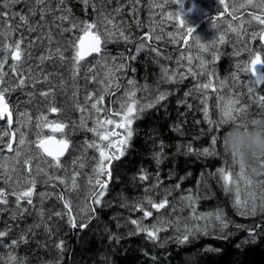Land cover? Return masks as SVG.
Returning <instances> with one entry per match:
<instances>
[{
    "label": "trees",
    "instance_id": "obj_1",
    "mask_svg": "<svg viewBox=\"0 0 264 264\" xmlns=\"http://www.w3.org/2000/svg\"><path fill=\"white\" fill-rule=\"evenodd\" d=\"M99 1L89 0V4L85 5L82 0H64L56 9L60 16H70L68 22L72 19L89 20L99 12L97 7L103 8L108 2ZM117 1L114 8L106 5L107 10L102 12H112L115 18L118 14L111 9L119 8V16L126 22L122 25L124 31L134 28L133 35H139L140 30L136 31L126 12L130 2ZM93 4L94 8L91 6ZM122 5L126 6L124 10L121 9ZM60 27L70 28L71 23H62ZM72 31L74 36L61 33L65 37L61 40V49L67 47L69 42L77 41L80 32L76 29ZM144 32L141 36H144ZM160 43L166 44L163 41ZM124 44L127 47L119 48L121 51L128 48L127 42ZM148 45L162 57L170 54L168 49L169 53L164 54L158 49L160 46L151 44L150 40ZM66 52L70 57L73 54L71 48ZM231 61L230 57L224 55L217 61V68L220 71L224 68L228 70ZM157 62L154 53H139L132 62L133 74L137 81L146 86L148 97H153L160 89L170 91V95L146 112L138 122H134L133 136L124 155L112 162V178L101 203L89 204V217L84 221L87 227H71L66 220L69 219L68 210L61 212L59 218L50 214L51 220L44 218L37 226L33 224V219L24 217L26 214L19 217L20 220L17 214H13L12 218L6 219L8 223L14 219L15 225L6 226L12 235L8 234L0 240V248H3L0 249V264H264V213L238 216L231 203L230 192H225L221 185L218 170L229 162L221 136L223 128L218 127L212 113L210 116L209 106L198 103L194 95H185L187 83L174 85L167 82ZM63 101L60 100L61 103ZM72 105L68 102L62 108L67 112ZM250 114V119L264 121V110ZM213 138L215 144L212 143ZM69 141L74 145V139ZM205 148L214 150L215 154L202 155ZM141 175H146L148 180H141ZM149 190V197L154 202L159 203L167 198L169 206L160 211L151 208L146 199ZM189 195L194 199L198 215L219 211L228 226L221 228L219 222L214 221L206 233L198 232L190 236L188 242H179L177 237L182 234L185 222L200 226L207 223L204 220H188L191 214L183 215L182 205L187 201L180 199ZM171 207L173 210L170 212ZM91 208H95L96 214ZM144 211H151L153 215L144 217ZM132 220L140 221L141 226L147 228L162 224L166 230L158 233L157 240H150L146 232L136 231V225L130 223ZM2 221L6 222L3 218ZM76 221L79 225L77 217ZM13 240L18 243L13 245ZM61 241L62 250L57 247ZM10 256L16 257V261L10 260Z\"/></svg>",
    "mask_w": 264,
    "mask_h": 264
},
{
    "label": "rangeland",
    "instance_id": "obj_2",
    "mask_svg": "<svg viewBox=\"0 0 264 264\" xmlns=\"http://www.w3.org/2000/svg\"><path fill=\"white\" fill-rule=\"evenodd\" d=\"M128 1L130 3L127 5L128 11L126 10V12L129 14L131 24L136 27V31L140 30L139 35H133L132 32H134V28L133 30L127 29L125 31V34L130 37V40L127 42L128 48L124 51L119 49L124 46L127 47V45L124 44L125 41L122 39L118 41L121 43H109L106 46V49H104L103 57L99 55V59H92L94 62H91L89 67L82 64V69L78 75L80 80L78 84L72 75L69 54L68 59L70 62L67 64L68 69L65 71V78L63 79V86H65L64 92L68 87L70 91L69 97L62 103L59 101L58 104V99H56V102L52 100L55 95H50L47 99L40 95V92L48 90H42V87L40 86L31 88L28 95L29 98L22 99L19 102L16 111L18 117L17 120L20 121L19 128H17L19 131H17V133L19 136L21 132L24 133L26 140V143L23 146H20L17 143L19 136H16L14 141H12L13 148L21 151L20 157L17 158L14 152H9L7 150L6 143L4 142H7L10 137H5L4 142H0V183H2L5 188H10L12 191H20L22 188L27 187V180L33 177L36 180V185L42 186L45 184L47 178L43 175L37 174L36 169L37 166H39L44 168L45 171L49 172L51 175L60 176L66 180H69L73 171L79 172L80 175L77 177V183L79 185L78 189H71L70 180L68 185L60 184L58 181H47L50 186L55 185L52 187V195L49 192L48 194L50 195L48 197L47 192H41L39 197H42L41 199L38 198V202H32V204L29 205L27 201L24 200V202L22 201L24 204L21 202L22 208H17L16 198L12 199L7 196L8 204L0 205V231H5L10 234L6 226L15 225V222L14 219H12L10 221L12 223H8L6 219L12 218L11 215L13 214H17L19 217L26 214L24 217L33 219V224L37 226L44 221V218L51 220L49 217L50 214L54 215L56 212L61 213L65 210V212H67L68 209L63 206L64 201L59 199L61 193L64 198H66L65 200H68L71 203L72 213L80 221V224L89 217L88 210L89 204H91L90 193L92 191V186L88 184V180L89 178H94L93 169L96 164V159L93 158L95 157L98 159L99 152L96 148L87 147V144L97 143L104 146L107 145L108 141H100L99 137L95 133L88 131L87 128L95 127L98 132H103L106 129L114 130L119 133L123 132L122 129H117L114 125H105L102 128L97 124V121L109 117L116 121L121 120V116H113L112 113L122 111L121 105L125 103L127 99L125 93L131 87L127 83L128 80H133L135 82V99L138 101L137 107L143 108V111L138 113L134 122L143 117L146 112L153 109L157 104L163 102L160 101L159 103H155V98L160 92H165L167 94L166 98L170 95V91H167L166 89L158 90L155 95L153 94V97H148V95H146V86L135 79L132 70V62H134L139 53H147L148 51L154 53L158 60V67L161 71L162 69H167L170 76L175 72L174 85L182 83L188 84V87H185L184 90H187L189 95H194V98L198 103H203L204 106L210 107V116L212 113V116L214 115L216 118L218 127L223 128V133L221 135L222 138L229 128V126L222 123L221 115V108L224 106L227 99H238L240 103L237 106L245 109L244 112L238 114L237 120H252L249 117V115H251L250 113L259 110L263 111L259 97L264 93V82H258L257 77L264 76V51L259 43V33L264 30V25H260L258 22L252 20L253 14H262L260 8L246 5V0H226V3L229 6L227 10H225L224 5L220 3V0ZM99 2H102V0ZM116 3H118L117 0H108L105 7L103 6L104 9L102 6L97 7V11L102 12V10H107L105 8H107L108 5L114 8ZM255 3H259V0H255ZM241 4H245L246 6L241 7ZM58 5L59 0H44V3L42 4H37L36 0H19L18 3L9 4L8 8H4V0H0V11L8 13V15L0 17V62H3V66L4 64L8 66L9 63L7 62L11 60V49L5 51L4 46L8 44L14 46L16 41H22V37L25 39V43H21V49L24 52V55L31 59L34 55H37V50L45 53L48 50L55 51L57 47H61V40L65 38L61 33L65 35L68 33H71L72 36L75 35L73 31H64L62 27H60V24L62 23L71 22L61 21L59 19L60 12L56 9V6ZM233 6H235V11H233ZM124 7L126 8L125 5H122L121 9L124 10ZM111 11L114 12V9H111ZM33 12H35V15L32 14ZM119 13L118 17H115L114 22L122 26L126 22L122 21ZM42 14L44 19H41ZM110 14L114 17L112 12H110ZM20 15L28 17V24H24L20 20ZM182 19L186 21L183 26L180 24V20ZM76 21L100 22V17L98 16V12H96L89 20ZM189 26L195 29V32L190 35L187 34V27ZM29 27H32L35 30L29 31ZM232 28H235L236 31H232ZM76 30L80 32L79 36L83 33L79 29ZM101 31H103V27H101ZM142 31H145L143 33L144 36H141ZM254 32L257 33L255 39H253ZM220 36L224 37L223 42L220 41ZM49 37H51V41ZM149 37L151 38L149 39ZM185 39L188 41L187 44L184 43ZM149 40L151 44L157 43L160 46L158 49L162 50L164 54H168L169 50V56L166 55L165 57H162L159 54H156L154 48H151L148 45ZM162 41L166 44H161L160 42ZM36 42L38 44L34 47ZM201 44L207 48V51L200 47ZM110 46H113V48ZM224 55H227V57L232 59L231 66H229L228 70H224V68L223 71H220L217 68V61ZM257 55L261 57V63L256 66L255 70H253L251 61ZM214 56L216 57L215 59ZM112 57L116 58L115 64L122 63L124 65V67L116 73L119 89H116L115 87L112 89V91L115 92V95H105V100L103 105H101V107L104 108V111L96 113L95 110H91L90 108L91 101L86 100L88 94H98L99 92L100 86L93 81L91 77L96 75L97 79H103L106 73V68L101 67V65L104 63V58H107L108 64L112 65ZM188 57H191V61H189ZM97 61H99V63H97ZM201 61L205 62L203 65V71ZM61 66L62 63L58 62V72H60ZM89 68H92V71H88ZM189 68H191V72H189ZM28 75L37 76L38 74L30 72ZM5 77H8V75L5 74L4 78ZM85 77H88V79H85ZM181 77L183 78L181 79ZM209 81L212 82L213 87L205 90H197L198 85L208 83ZM222 82L224 86H222ZM24 87L28 88V86ZM24 87L19 88V90H23ZM249 89H251V92ZM220 97H223L224 99L222 100ZM93 99H95V97H93ZM68 102H71L73 105L67 112L59 108L60 115L57 117L51 116L50 113H44L51 107L50 104L63 106V104ZM149 103H153L154 106L150 108L146 107ZM77 105L84 106L88 111L83 113L80 112ZM187 106H190L189 103H187ZM21 112L28 113L32 116L33 119L31 124L27 123L26 118L21 119L19 117L18 114ZM41 113L47 116V120L52 119L54 122L58 121L67 125L71 136L65 134L61 136V138L68 140L74 139L75 141L68 157L62 160V168H48L43 160L34 159L32 160V173L30 176L26 171V165L23 161L26 156H35L38 151L34 143L37 140L38 133L37 128L35 127V118ZM54 118H56L57 121L54 120ZM82 120L86 123L87 128L81 127ZM111 139L116 140L117 137L113 136ZM223 147L225 148L224 143ZM111 151L114 152L115 149H112ZM227 154L229 162L222 168L226 167L225 171L231 172L232 178L235 180L239 173V165L233 162V157L228 152ZM73 161H76V163L74 164ZM81 163L84 164L83 168L79 167ZM13 169H15V171H13ZM245 175L253 181L248 191L255 192L257 197H259L261 191L264 190L259 183L264 181V171L259 174H252L245 170ZM9 176L11 177V180L7 179ZM220 179L223 187L224 181L221 176ZM17 181H19V183H17ZM240 188L241 199H244L246 193L244 191L245 185L243 180L240 181ZM152 189L153 188H151V190ZM149 193L150 190L147 191L146 198L149 197ZM230 194L231 203L234 205L235 193L230 192ZM43 195H45L44 198ZM180 201L182 200L180 199ZM183 204H186V202H183ZM172 210L173 208L171 207L170 212ZM235 212L238 216H243L239 214L236 207ZM182 213L183 215L191 214V210L183 207ZM2 218L6 222L2 221ZM67 221L69 222V219H67ZM182 222H185V220H182ZM213 223L215 222L213 221L209 225H213ZM10 235H12V233ZM3 238L4 237H0V240Z\"/></svg>",
    "mask_w": 264,
    "mask_h": 264
},
{
    "label": "snow or ice",
    "instance_id": "obj_3",
    "mask_svg": "<svg viewBox=\"0 0 264 264\" xmlns=\"http://www.w3.org/2000/svg\"><path fill=\"white\" fill-rule=\"evenodd\" d=\"M19 0H4V8H8L9 4H16ZM82 2L85 5L89 4V0H82ZM37 4L44 3V0H36ZM59 3L63 4L64 0H59ZM220 3L224 5L225 10L228 9V4L226 3V0H220ZM246 5L255 6L257 8L261 9L262 14L252 15V20L258 22L260 25H264V0H259V3H255V0H246ZM245 4H241V7H245ZM93 8L95 5H91ZM70 12V10H68ZM114 11L118 14L120 9H114ZM233 11H235V6H233ZM35 15V12L32 13ZM8 15L7 12L0 11V17ZM98 16L100 17V22L92 21H79L72 19L71 20V28H64V31H72V29H79L83 32V35L79 36L77 41H71L68 43L67 47L61 49L60 47H57L55 52L59 55V58L61 61H65L68 58L65 57L64 53L68 51L69 48L73 50V54L70 57L71 60V66H72V75L73 78L75 76L79 75L82 64V61H85L87 57L93 56V54L101 55L103 57L104 49H106V46L109 43H115L119 40H124L125 42H128L130 40V37L125 34L124 28L120 25L114 22V17L111 16V14H105L104 12H98ZM20 20L24 24H28V17L25 15H20ZM41 19H44L43 14L41 15ZM61 21H68L70 20L69 15H62L59 17ZM185 20H180V24L183 26L185 25ZM101 27H103V31H101ZM35 29L32 27H29V31H34ZM232 31H236L235 28L231 29ZM195 32V29L191 26L187 27V34H193ZM171 35V34H170ZM257 33H253V39L256 38ZM259 36L261 39H264V30H262L259 33ZM151 37H149L150 39ZM159 38V37H157ZM51 40V37H49ZM220 41H224V37L220 36ZM21 43L22 41H16L14 46L11 44L5 45V51H8L11 49V60L15 61L16 64L13 65V72H17V65L20 64L22 60V49H21ZM184 43L187 44L188 41L185 39ZM202 49L207 51V48L203 44L200 45ZM238 54V53H237ZM51 54L47 57L41 56V61L45 59H51ZM216 57L214 56V59ZM113 61L112 65L108 64L107 58H104V63L101 65V67L106 68V73L104 75L103 79H97L96 75H93L91 79L95 81L100 87L99 92L97 93H90L86 96L87 101H91L90 108L91 110H95L96 113H101L104 111V108L101 107L103 105V102L105 100V95H115V92L112 91V89L115 87L116 89H119V83L117 82V76L116 73H118L124 65L121 64H115V57L111 58ZM189 61H191V57H188ZM99 63V61L97 62ZM261 63V57L259 55L255 56L251 61L252 69L255 70L256 66ZM205 64L204 61H201L202 65V71H203V65ZM3 69V62H0V121L6 123L9 127L8 129H0V142H4V137H10V139L6 143V147L9 152H14L15 156L18 158L21 155V151L19 149L13 148L12 138H15L16 132L19 131V129L13 130L11 126L13 125V112L10 109L9 103L6 99V94L13 90L12 88L5 86V80L4 75L2 72ZM88 71H92V68H89ZM164 73V77L167 78V82H175V72L170 76L168 74L167 69H162ZM189 72H191V68H189ZM183 77H181L182 79ZM29 79H34L31 76L24 77L23 74L19 75L18 81L16 83L17 88H22L26 86V83ZM85 79H88V77H85ZM48 80V76L43 77V81L36 79V83L40 82H46ZM258 82H264V76H258L257 77ZM128 85L131 86L127 92L125 93L126 101L121 105L122 111L120 112H113V116H121L120 121H116L112 119L111 117L103 120H98L97 124L100 127H104L105 125H114L117 129H122L123 132L119 133L114 130H105L103 132H98L95 127L93 128H87L86 123H81V127L87 128L88 131L95 133L100 141H108L107 145L101 146L97 143H89L87 144V147L89 148H96V150L99 152V157L93 158L96 159V164L93 169L94 172V178H89L88 184L92 186V191L90 193V199L92 201V204L99 205L101 203V200L103 196L105 195V190L108 187V182L112 178L111 173V167L113 160H118L121 156L124 155L125 148L129 144L132 136V124L134 120L137 118L138 113L143 111V108H138L137 104L138 101L135 99L136 96V85L133 80H128ZM222 86L223 82H222ZM213 87L212 82L209 81L208 83L198 85L197 90H205L208 88ZM251 92V89H249ZM53 94V89H49L48 91H42L40 92V95L47 99L50 95ZM189 93H185V95H188ZM166 93L160 92L157 97L155 98V103H159L160 101H163L166 99ZM95 97V99H93ZM220 99H224L223 97H220ZM130 101V102H128ZM259 101L261 103V106L264 107V95H261L259 97ZM238 99L229 98L226 100L224 106L221 108V115H222V122L224 121H236L238 118V114L241 112H244L245 109L242 107H238L239 104ZM153 103H149L146 105V107H153ZM77 108L80 112L88 111L84 106L77 105ZM48 111L52 113H57L60 111L59 108L52 106L48 109ZM21 119L26 118L27 123L31 124L32 122V116L28 113H19L18 114ZM205 116L207 117V109H205ZM35 127L37 129H42L43 127H52L53 132H61L63 133L67 125L60 123L56 124L54 127L49 125L47 123V116H45L43 113H41L36 118ZM20 121L17 120V123ZM209 123H212V121L209 120ZM117 137L116 140H112L111 137ZM17 143L20 146H23L26 143L24 133H20L19 139ZM35 147L38 150L35 156L29 155L26 156L23 163L27 166V171L29 175L31 176L32 173V160H43L45 164H47L48 168H57L60 169L63 167V163L61 160V157H63L66 153V151L69 149L70 141L65 138H61L59 140H56L52 136H44L42 137L40 133H37V140L34 142ZM212 143L215 144L216 140L213 138ZM112 149H115V151H111ZM189 151H191V146H189ZM202 155H214V150H210L209 148L203 149ZM50 157L51 159H47ZM19 162V161H17ZM159 162V161H158ZM233 162L237 164V161L235 157L233 156ZM75 164L76 161H73ZM79 167L83 168L84 164L81 163ZM261 167L264 168V160L261 161ZM37 174L43 175L47 178V181H58L60 184L68 185L69 180L71 182V189L76 190L78 189L79 185L77 183V177L80 175L79 172L73 171L72 175L70 176L69 180H66L60 176H54L51 175L49 172L45 171L44 168L37 166ZM15 171V169H13ZM220 176L222 177L224 181V191L225 192H234L235 193V201L234 206L238 209L239 214L243 216H255L257 212L264 213V190L261 191V194L259 197H257L255 192L248 191L249 187L252 185L253 181L249 179L245 175V169L243 166L239 165V173L237 176V179L232 178L231 172H226L225 169L221 168L218 170ZM107 177V179H101L102 177ZM8 180H11V177H7ZM141 180H146L148 177L146 175H141ZM244 181V191L246 193V196L244 199H241V188H240V181ZM19 183V181H17ZM27 187L22 188L20 191H13L11 194L16 197V206L17 208L21 207V202L26 200L29 205L32 204L31 197L34 195L35 187H36V180L35 178H31L27 180ZM262 186V189H264V181L259 182ZM55 186V185H53ZM99 189V191H97ZM7 193L3 188H0V205H7ZM59 199L64 201V207L68 209V217H69V224L71 227L76 228L77 226L84 228L87 227L86 224L81 223L77 225L76 217L73 216L72 213V205L68 200H65L63 194L61 193L59 195ZM147 202L151 206V208L156 209L157 211H160L161 209L166 208L169 206V201L167 198H164L159 203L154 202L151 197H147ZM182 201H187L186 204H183L182 207L188 208L191 210V216L188 217V220L192 221H199L204 220L207 223H205L203 226H200L198 223L194 225H189L187 222L183 224V232L180 236L177 237L179 242L185 243L188 242L189 237L192 235H195L198 232H207L208 226L213 221L219 222V226L221 228H226L228 225L223 219V215L221 212L217 211L216 213H209L207 215H198L195 207H194V199L191 195L187 197H182ZM137 208L143 211V208L140 205H137ZM91 211H95V208H91ZM26 211V210H24ZM56 215H61V213H56ZM153 213L151 211H144V217H151ZM131 224L136 225V231L138 232H146L147 236L150 240H157L158 233L161 231H165L166 228H164L161 224V226L153 225L152 228H147L141 226V222L137 220H132ZM177 231H180L179 227V221H177ZM8 233L5 231H0V237L7 236ZM250 235H254L253 233H250ZM21 240H23V237H21ZM18 242L16 240L12 241V244L15 245ZM58 248L61 250L63 249V242L59 245H57ZM16 257L10 256V260L16 261ZM22 264V262H21Z\"/></svg>",
    "mask_w": 264,
    "mask_h": 264
},
{
    "label": "flooded vegetation",
    "instance_id": "obj_4",
    "mask_svg": "<svg viewBox=\"0 0 264 264\" xmlns=\"http://www.w3.org/2000/svg\"><path fill=\"white\" fill-rule=\"evenodd\" d=\"M24 41H25V39H23V37H22V43ZM48 41H49V39H48ZM37 44L38 43L36 42L34 47H36ZM38 49H39V47H38ZM36 52H37V55L36 56L34 55L31 59H29L27 56L24 55V52L22 51V53H23L22 54V60H21L20 64L17 65V72H13V70H12L13 65L16 64V62L12 61V60L7 62V63H9L8 66L6 64H4L3 69H2L3 74H7L8 75V77L4 78V80L6 82L5 86H8V87L13 89V90L9 91L6 94V99H7L8 103H9L10 109L13 112V121L14 122H13V125L11 126V128L13 130H16L17 128H19V123H17V118L18 117H17V113H16L17 106H18L19 102L22 99L29 98L28 95H29V91H30L31 88L40 86V87H42V90H49L50 88L53 89V94L52 95H55V97H53L52 100L54 102H56V99H58L57 103L60 100H66L68 98V96H69L68 95V91H69L68 87H67L66 91L64 92L65 86H63V79L65 78L64 73L68 69L67 64H68V62H70V60L67 59L65 61H61L60 58H59V55L56 54L55 51L48 50L45 53H43L42 51L40 52V50H37ZM50 54L52 56L51 59H45V60L41 61V59H40L41 56L47 57ZM64 55H65V57L68 58L69 53L66 52V53H64ZM92 59H94V60L95 59H99V55H95L93 57H89L85 61H82L81 64H83L86 67H89L90 63L94 62ZM58 62L62 63V66L60 67L61 68V70H60L61 73L58 72V70H59ZM30 72H34L35 74H38V75L37 76L36 75H30L34 79H29L27 81L26 86H28V88L25 89V87H24L23 90H19V88H15L16 87L15 85H16V83L18 81L19 75L23 74L24 77H28L29 76L28 73H30ZM46 72H49V73H46ZM44 75L48 76V80L46 82H40V83H36L35 82L36 79H39V80L43 81ZM75 81H77V84L80 81L78 75L75 76ZM58 104L57 105L56 104H50V106L51 107L55 106L57 108L63 109L62 106H60ZM44 113H50L51 116H54V117L55 116L57 117V116L60 115V111L57 112V113H52V112L46 110ZM54 120H56V118H54ZM47 123L49 125L53 126V127L56 124H60V122H58V121L54 122L52 119L51 120L48 119ZM8 127L9 126L6 123L0 121V129H8ZM37 132L40 133V135L42 137H44V136H52L54 138H57L58 140L61 139V136L65 135V134L71 136L70 135V131L68 130V127L65 128L63 133H61V132H53L52 131V127H43L42 129H37ZM16 136H19V134L17 132H16ZM3 139H5V137ZM14 139L15 138H12V141H14ZM69 145H70V151H71L73 145L71 144V142H70ZM2 148H4V147H2ZM26 171H27V166H26ZM0 188H3L6 191L7 195H12L11 193L13 191L10 188H5L2 183H0ZM44 191L47 192V194L50 192L51 195H52L53 188L47 182H45V184H43L42 186L36 185L34 196L31 197L32 202H36V201L38 202V198L41 199V197H42V196L39 197V194L41 192H44ZM49 195L50 194H48V197H49ZM44 197H45V195H43V198Z\"/></svg>",
    "mask_w": 264,
    "mask_h": 264
},
{
    "label": "clouds",
    "instance_id": "obj_5",
    "mask_svg": "<svg viewBox=\"0 0 264 264\" xmlns=\"http://www.w3.org/2000/svg\"><path fill=\"white\" fill-rule=\"evenodd\" d=\"M222 123L229 126L222 138L225 150L237 164L252 174L264 171V121L239 119Z\"/></svg>",
    "mask_w": 264,
    "mask_h": 264
},
{
    "label": "bare ground",
    "instance_id": "obj_6",
    "mask_svg": "<svg viewBox=\"0 0 264 264\" xmlns=\"http://www.w3.org/2000/svg\"><path fill=\"white\" fill-rule=\"evenodd\" d=\"M81 69H82V68H81ZM70 75H71V74H70ZM71 76H72V75H71ZM83 76H84V75H83ZM76 80H77V79H76ZM90 82H91V81H90ZM25 89H26V87H25ZM79 89H80V88H79ZM89 127H90V126H89ZM91 128H92V127H91ZM83 134H84V133H83ZM81 136H82V135H81ZM86 136H87V135H86ZM82 137H83V136H82ZM83 138H84V137H83ZM91 141H92V140H91ZM147 180H148V179H147ZM144 186H145V185H144ZM51 187H53V186H51ZM145 187H147V186H145ZM145 187H144V188H145ZM108 189H109V188H108ZM146 189H147V188H146ZM146 189H145V190H146ZM55 190H56V189H55ZM143 190H144V189H143ZM108 191H109V190H108ZM55 192H56V191H55ZM33 196H34V195H33ZM56 199H57V198H56ZM65 199H66V198H65ZM42 202H44V201H42ZM59 202H60V201H59ZM91 202H92V201H91ZM45 206H46V205H45ZM63 206H64V205H63ZM91 207H92V206H91ZM93 207H94V206H93ZM21 208H22V207H21ZM49 208H50V207H49ZM57 208H58V207H57ZM63 208H64V207H63ZM97 209H98V208H97ZM49 210H50V209H49ZM53 210H54V209H53ZM59 210H60V209H59ZM55 211H57V210H55ZM55 211H54V212H55ZM65 211H66V210H65ZM48 212H49V211H48ZM95 212H96V211H95ZM51 213H52V212H51ZM56 213H57V212H56ZM62 213H63V212H62ZM67 213H68V212H67ZM93 213H94V212H93ZM94 214H96V213H94ZM18 215H19V214H18ZM55 215H56V214H55ZM63 215H65V214H63ZM73 216H74V215H73ZM18 217H19V216H18ZM29 217H30V216H29ZM51 217H52V216H51ZM54 217H55V216H53L52 219H54ZM93 217H94V216H93ZM56 218H57V217H56ZM58 218H59V217H58ZM68 218H69V217H68ZM60 219H61V218H60ZM25 220H26V218H25ZM57 220H58V219H57ZM57 220H56V221H57ZM66 220H67V219H66ZM66 220H65V221H66ZM88 220H89V219H88ZM65 221H64V222H65ZM82 223H84V222H82ZM85 223H86V222H85ZM130 223H131V222H130ZM64 224H65V223H64ZM77 224H78V223H77ZM4 225H5V224H4ZM133 226H134V225H133ZM4 227H5V226H4ZM65 227H67V226H65ZM81 229H82V228H81ZM83 229H84V228H83ZM133 229H134V228H133ZM134 230H135V229H134ZM137 232H138V231H137Z\"/></svg>",
    "mask_w": 264,
    "mask_h": 264
},
{
    "label": "water",
    "instance_id": "obj_7",
    "mask_svg": "<svg viewBox=\"0 0 264 264\" xmlns=\"http://www.w3.org/2000/svg\"><path fill=\"white\" fill-rule=\"evenodd\" d=\"M259 42H260L261 46H262L263 49H264V39H261L260 36H259ZM67 151H68V150H67ZM67 151H66L65 155L67 154ZM65 155H64V156H65ZM64 156H63V157H64ZM61 158H62V157H61Z\"/></svg>",
    "mask_w": 264,
    "mask_h": 264
}]
</instances>
